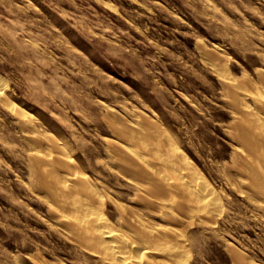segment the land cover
<instances>
[{
	"label": "rangeland",
	"instance_id": "rangeland-1",
	"mask_svg": "<svg viewBox=\"0 0 264 264\" xmlns=\"http://www.w3.org/2000/svg\"><path fill=\"white\" fill-rule=\"evenodd\" d=\"M0 79V264H108L65 201L156 231L157 264H264V161L237 140L264 124V0H0ZM171 150L209 205L138 201Z\"/></svg>",
	"mask_w": 264,
	"mask_h": 264
},
{
	"label": "bare ground",
	"instance_id": "bare-ground-1",
	"mask_svg": "<svg viewBox=\"0 0 264 264\" xmlns=\"http://www.w3.org/2000/svg\"><path fill=\"white\" fill-rule=\"evenodd\" d=\"M244 128L246 134L245 136L237 138L238 142L245 148L251 149L250 152L261 157L263 159L261 161H264L263 122H261L259 119H253L251 123L248 124L246 123L244 125ZM155 159H159V160L155 161L152 164L151 163L149 164V162L144 161L145 166L143 168H146V172L143 175L140 172L142 182L140 181L139 186L141 188L140 190L142 196L140 198L138 197L139 202H141L142 204H146V201L149 200L146 199L148 197L154 199L156 198V200H158L157 198H161V196L165 194L169 195V193H175V196L179 198L177 200L178 210L183 208L184 202L188 204L194 203V205L198 207L197 210L200 207L203 208L204 206L209 205V202L212 201V199H208V198L211 195L209 197L203 195L200 189L201 190H206V189H204L202 186H200L197 182L194 181L196 178L192 179L194 175H192L190 171L187 170L186 164L179 162V160L177 159V153L174 150H171L169 156L167 157H163V158L159 157ZM139 160L143 161L142 159ZM123 161L122 163H124ZM253 163L254 164L252 165V169H251L252 173H256L257 175H259L258 178H260L264 183V168L261 167L264 163L261 162L262 164L261 166L260 163H258V161ZM126 164L125 165L123 164L124 165L123 171L128 173L130 171V167ZM141 166L140 168H142ZM240 168L242 169V165ZM246 169H250V168H246ZM51 171L52 172L50 176L53 178V180L58 181L57 173L53 170ZM131 171L133 172V170ZM131 171L129 172V174L131 173ZM196 183L199 186H197ZM89 194L90 196L93 197L94 200H98V202L100 201V199H102L99 198L98 194L93 190H90ZM65 202L66 203L64 204H66L71 211L69 220H67L68 221L67 231H69V233L72 234L73 238H75L78 243L81 244L83 243L88 247H93V251L102 255L105 258L106 263L108 264H157L156 262L157 260L155 258L157 257L158 254L170 256L172 253V249L166 246V244L164 243L165 241L162 242L160 235L158 233H155L156 231L154 232L148 230L147 228H145L142 225H139L136 222L129 223L131 222L129 221L128 222L129 224H127V226L130 227L132 226L134 231H136L139 234V236L133 235V236H138L140 238V241L136 243L132 241L133 239L131 240L127 236H124L125 234L122 235L123 233L121 234L119 231L114 230V228L112 229L111 227H109L108 224H106V221H104L105 220L104 217L102 218L99 215L100 212L99 213L97 212L95 214L90 213L88 208L84 206L83 203H81L80 201H76V202L65 201ZM186 211L188 210L186 209ZM148 242L150 246L145 245V243ZM178 263L183 264L182 262H177V264Z\"/></svg>",
	"mask_w": 264,
	"mask_h": 264
}]
</instances>
